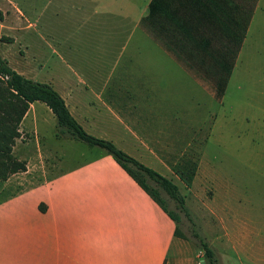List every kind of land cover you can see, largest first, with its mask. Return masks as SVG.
Instances as JSON below:
<instances>
[{"label":"rangeland","instance_id":"rangeland-1","mask_svg":"<svg viewBox=\"0 0 264 264\" xmlns=\"http://www.w3.org/2000/svg\"><path fill=\"white\" fill-rule=\"evenodd\" d=\"M115 1L136 12L153 2L141 20L147 29L142 51L136 44L115 52L77 49L91 46L77 45L81 35L75 28L77 5L90 0H0V56L65 96L148 92L154 98L148 102L163 116L156 128L160 144L154 148L161 159L156 165L169 174L190 210L185 216L160 190L179 217L180 238L197 253V232L214 253L221 252L222 264H264V0ZM138 31L133 42L139 44ZM122 32L127 28L115 29L117 44ZM40 112L43 143L64 152L59 168L107 153L78 139L56 140L55 118ZM39 148L43 157L27 133L12 147L14 158L29 164L27 184L52 166L47 150ZM12 168L0 162V173ZM16 189L13 184L2 189L0 181V203ZM31 199V194L23 198Z\"/></svg>","mask_w":264,"mask_h":264},{"label":"crops","instance_id":"crops-1","mask_svg":"<svg viewBox=\"0 0 264 264\" xmlns=\"http://www.w3.org/2000/svg\"><path fill=\"white\" fill-rule=\"evenodd\" d=\"M90 1L77 5L75 28L81 35L77 45L90 42L91 46L77 49L115 52L117 46L125 51L136 44L134 48L143 50L147 29L142 28L141 20L147 15L148 4L136 12L126 9L122 2L116 6L115 0ZM117 27L127 28L119 44ZM204 27V33H209L206 24ZM137 29L143 36L139 44L133 42ZM59 94L86 132L110 140L170 179L164 168L156 165L160 158L154 148L160 144L156 142V128L163 124V116L157 112L156 104L148 102L154 99L148 92ZM39 109L55 118L43 102H31L15 142L27 133L37 148L36 154L42 156L40 145L47 150L52 166H45L29 184L23 181V176L31 175L29 164L25 171L0 179L2 189L17 186L16 195L0 203V211L5 212L0 217V264H205L201 250L196 253L174 234V221L110 154L97 152L65 169L59 168L57 163L66 162L62 161L64 152L43 143ZM149 128L154 129L152 137L156 140L149 138ZM55 132L53 125L56 140H73L57 138ZM50 158L43 160L49 162ZM27 194L32 195L29 202L23 200ZM13 199L16 203H7ZM227 237L230 243L232 238ZM214 254L217 263L222 264L221 252Z\"/></svg>","mask_w":264,"mask_h":264},{"label":"trees","instance_id":"trees-1","mask_svg":"<svg viewBox=\"0 0 264 264\" xmlns=\"http://www.w3.org/2000/svg\"><path fill=\"white\" fill-rule=\"evenodd\" d=\"M149 13L152 12L153 2H149ZM2 15L0 13V19ZM34 101L43 102L53 113L56 120L57 138H73L89 145L103 148L129 174V176L167 213L175 223L174 234L181 237L178 230V215L169 210L163 191L174 201L176 208L190 217V210L186 206L184 196L178 186L169 178L143 164L135 157L117 147L107 139L96 137L84 130L69 112L67 105L59 92L49 83L27 78L11 68L7 61L0 56V162L10 163L13 168L8 173H0V179H6L10 174L26 170V162L14 158L12 147L19 137V125L29 104ZM180 179L184 180L182 171ZM151 183H150V182ZM203 252L205 264H218L214 251L204 239L194 231Z\"/></svg>","mask_w":264,"mask_h":264}]
</instances>
